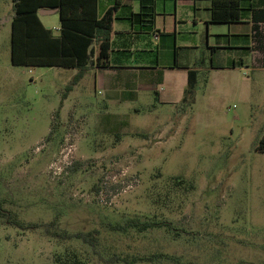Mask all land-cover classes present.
Wrapping results in <instances>:
<instances>
[{
  "label": "rangeland",
  "instance_id": "rangeland-1",
  "mask_svg": "<svg viewBox=\"0 0 264 264\" xmlns=\"http://www.w3.org/2000/svg\"><path fill=\"white\" fill-rule=\"evenodd\" d=\"M205 5L187 9L197 26L177 27V60L202 65L187 106L159 104L164 85L109 100L93 70L73 83L77 70L12 65V3L0 0V264H72L71 253L79 264H264V68L208 49L227 27L206 26ZM156 10L171 30L173 0ZM42 20L57 34L58 14ZM148 38L150 64H171L173 41ZM129 220L157 226L112 230ZM93 231L97 252L54 236Z\"/></svg>",
  "mask_w": 264,
  "mask_h": 264
},
{
  "label": "trees",
  "instance_id": "trees-1",
  "mask_svg": "<svg viewBox=\"0 0 264 264\" xmlns=\"http://www.w3.org/2000/svg\"><path fill=\"white\" fill-rule=\"evenodd\" d=\"M14 16L11 20L10 61L14 66L48 67L74 69L77 74L73 83L79 81L89 70L90 58L93 56L92 46L97 45L95 63L97 68H108L109 51L111 48L112 24L116 12L121 7L120 0H107L109 6L100 9L99 0H11ZM211 18L214 24H232L240 20L239 0H210ZM101 10V15L100 12ZM42 9H57L59 16L58 34L54 35L46 29L38 18V11ZM104 10V11H103ZM99 13V14H98ZM153 1L140 0V12L132 15V24L139 29L152 31ZM155 34V32H152ZM177 49L174 50V67H177ZM197 72L188 71L187 86L181 103L191 106L195 91ZM258 149L264 152V135L259 140ZM179 186L183 180L173 178ZM98 190V187L95 188ZM157 226L154 222L140 223L129 220L125 225H115L113 231L122 233L128 229L146 230ZM95 231L77 233L74 235L54 236L68 239L76 238L88 244L93 252H97V238ZM72 264H79L74 253ZM67 255V254H66ZM59 264H67L61 256L56 257Z\"/></svg>",
  "mask_w": 264,
  "mask_h": 264
},
{
  "label": "crops",
  "instance_id": "crops-1",
  "mask_svg": "<svg viewBox=\"0 0 264 264\" xmlns=\"http://www.w3.org/2000/svg\"><path fill=\"white\" fill-rule=\"evenodd\" d=\"M152 1L154 12L152 31L147 32L143 30V24L140 25L138 30L132 24V15L140 12V0H120L121 7L116 12L112 24L108 68H97L95 65H92V63H95L98 48L96 44L92 46L93 56L90 58V62L92 63L89 66V70L86 72L93 70L102 75L101 84L106 88L107 99L109 100L135 99L138 97L140 91H146L149 89L156 90L157 86L164 85V89L162 88L161 90L154 91L156 94V101L159 104H177L179 101H182L184 90L187 86L188 71L194 70L198 73L200 67H202V65H199L198 61H190L189 56H187V59L185 58L186 64L177 60V67H174V50H178V47L174 44L176 43L177 34H181V32H179L180 30L177 31V27H180L181 29V26L188 24L189 20L192 26H197V14L189 12H191L190 7H192L193 10L200 11V8L196 7L199 2H205L206 4L204 10L207 12L208 18L205 20V25L209 26V24H214L210 22L211 1L173 0L175 11L172 17V29L166 30L163 26L162 31L157 23L159 13L156 10V5L158 0ZM100 2L102 3L104 10L109 6V1L107 0H99L98 3ZM239 4V22L232 24H219L226 25L227 32L226 34L215 35L216 45L208 47V49L213 53L216 52L217 49L236 48L242 51V54H245L250 58L252 63L264 68V0H239ZM177 6H179V9L181 7V10L183 9V12H185L183 16L180 14L179 22H177L176 19ZM98 12H100L101 15L102 12L101 10L99 11V8ZM54 14H58L57 9H42L37 13L41 24L49 30L51 29L45 25L42 18L47 19ZM13 16L14 13L11 20ZM116 23L117 26L114 25ZM152 32H155V34ZM53 34L57 35L58 30L57 34L54 32ZM190 34H193V32ZM149 35H151V38L153 37L152 40H155V42L159 41L161 44L166 39L173 41V60L171 64L165 67H160L157 64L152 66L150 64L149 60H147L152 54V49L149 47V45L152 44L148 38ZM157 54H159V51H157ZM155 59L157 61V58ZM240 63L243 64L242 59H240ZM227 64L226 66H223L222 64H214L212 60L210 61V67L212 69L234 68L235 61L232 60L231 63L228 62ZM114 69L140 70L143 71L144 75L143 77L136 78L130 73V75H127L123 80L106 77L108 74L107 72H113ZM166 82H168L169 85H166Z\"/></svg>",
  "mask_w": 264,
  "mask_h": 264
},
{
  "label": "built area",
  "instance_id": "built-area-1",
  "mask_svg": "<svg viewBox=\"0 0 264 264\" xmlns=\"http://www.w3.org/2000/svg\"><path fill=\"white\" fill-rule=\"evenodd\" d=\"M156 36V35H155Z\"/></svg>",
  "mask_w": 264,
  "mask_h": 264
}]
</instances>
